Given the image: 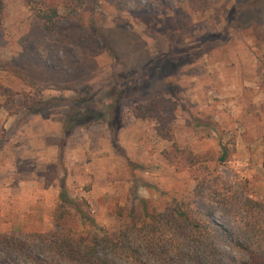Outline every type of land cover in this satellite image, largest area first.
I'll return each instance as SVG.
<instances>
[{
  "label": "rangeland",
  "instance_id": "rangeland-1",
  "mask_svg": "<svg viewBox=\"0 0 264 264\" xmlns=\"http://www.w3.org/2000/svg\"><path fill=\"white\" fill-rule=\"evenodd\" d=\"M159 99L167 139L135 115ZM170 198L260 238L242 227L264 200V0H0V264H83L30 236H114Z\"/></svg>",
  "mask_w": 264,
  "mask_h": 264
},
{
  "label": "trees",
  "instance_id": "trees-1",
  "mask_svg": "<svg viewBox=\"0 0 264 264\" xmlns=\"http://www.w3.org/2000/svg\"><path fill=\"white\" fill-rule=\"evenodd\" d=\"M57 15V7L38 13L47 28L54 24ZM165 103L166 100L159 99L147 106H138L135 115L153 118L158 134L167 139ZM116 105L113 100L112 119ZM78 118L73 114L68 122L76 123ZM225 160L224 152L220 161ZM59 199L57 226L62 225L67 215L65 205L71 204L63 187ZM243 205L247 216L242 231H251V236L260 237L257 242L215 225L191 200L177 198H170L160 208L147 199H140L137 208L129 212L128 222L114 236L92 232L87 240L81 241L61 229L30 237L46 243L52 252L83 264H264V200L246 198ZM80 219L85 217L81 215ZM12 242L8 243L15 245L11 248L18 255L30 257L25 242L20 243V239ZM31 259L39 260L37 255Z\"/></svg>",
  "mask_w": 264,
  "mask_h": 264
}]
</instances>
